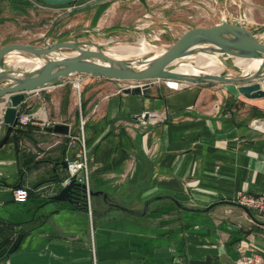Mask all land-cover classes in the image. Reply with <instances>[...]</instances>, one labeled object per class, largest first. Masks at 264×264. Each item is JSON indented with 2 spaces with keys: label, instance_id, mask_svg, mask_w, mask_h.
<instances>
[{
  "label": "crops",
  "instance_id": "crops-1",
  "mask_svg": "<svg viewBox=\"0 0 264 264\" xmlns=\"http://www.w3.org/2000/svg\"><path fill=\"white\" fill-rule=\"evenodd\" d=\"M26 1L37 13L56 12L48 36L76 40L83 33L94 38L116 28L137 34L119 13H130L127 8L136 4L147 10L149 2L158 0H112L86 8L96 0L61 7ZM160 1L167 3L165 9L193 0ZM244 2L251 10L264 9L258 0ZM103 5L107 8L100 11ZM251 24L256 27L250 29L264 28L254 16ZM66 80L27 96L25 108L41 118L36 127L49 121L45 106L58 89L61 110ZM85 82L79 110L71 87L68 112L75 113L77 122L66 123L71 126L69 144L55 134L33 132L18 148L8 143L0 150V222L25 233L20 248L1 264H237L246 246L264 256V216L235 202L239 193L264 199V129L250 125L264 119V99L248 100L230 84L176 90L160 81L148 94L134 96L119 91L112 80L89 76ZM3 107L0 101V117ZM148 112L162 114L164 121L144 123ZM80 119L89 125L83 133L89 140L90 189L99 182H92V176L102 179L97 192L108 194L109 202L103 195L89 197L88 211L56 202L52 213L36 220L62 187L53 180L67 171L55 163L64 154L75 158L80 150L74 140L82 133ZM100 128L103 132L95 137ZM34 157L46 162L30 169ZM105 164L107 171L98 173ZM20 185L31 190L24 203L14 198Z\"/></svg>",
  "mask_w": 264,
  "mask_h": 264
},
{
  "label": "water",
  "instance_id": "water-1",
  "mask_svg": "<svg viewBox=\"0 0 264 264\" xmlns=\"http://www.w3.org/2000/svg\"><path fill=\"white\" fill-rule=\"evenodd\" d=\"M53 6L67 5L88 0H39ZM90 1V0H89ZM112 0H96L83 6L99 5ZM264 28L250 29L245 24L223 21L210 27L192 28L184 32L168 49L157 57L120 59L104 51L102 45L94 40H46L43 45L15 42L3 44L0 40V101H3L1 115L0 150L10 141L15 131L47 132L71 141V126L66 123L45 125L44 127H25L19 124V117L25 107L27 96L46 91L62 84L75 75L115 81L119 91L124 94L142 96L149 93L157 82H177L185 85L230 84L238 87L239 93L248 100L264 99V41L259 34ZM208 53L215 56H228L246 61L261 60L258 69L239 75L199 74L190 75L177 71V64L188 56ZM17 56L19 59L37 62V67L26 71L5 68V59ZM21 68V67H19ZM234 69V68H233ZM131 82L134 85H124ZM46 162V161H42ZM61 166L68 170L65 154ZM65 180V179H64ZM58 193L50 197L36 215V220L47 216L56 209V202L72 205L89 204V197L108 194L88 190L87 185L75 176L70 183L63 185ZM160 199V197H158ZM244 207V206H243ZM247 208V207H246ZM24 234H19L12 244L0 250V264L5 262L21 246Z\"/></svg>",
  "mask_w": 264,
  "mask_h": 264
},
{
  "label": "rangeland",
  "instance_id": "rangeland-1",
  "mask_svg": "<svg viewBox=\"0 0 264 264\" xmlns=\"http://www.w3.org/2000/svg\"><path fill=\"white\" fill-rule=\"evenodd\" d=\"M121 1L127 2L129 0ZM258 1H260L259 4L264 8V0ZM215 4V0H211V4L205 0H193L189 5H177V7L175 5H170L168 8L164 9L162 7L167 5V3L158 0L149 2L147 10L140 9L139 4L131 5V7L127 8L130 13H122L123 15H121L120 12L118 18L130 28V32L135 30L137 34L129 33V35H126L123 33L124 31L116 28L115 33H106L105 35L95 36L94 38H89L86 33H83V36L76 40L94 39L96 42L100 43L103 50L107 52H110L111 50L114 51L116 47L135 46V48H142L141 52H151V54L155 55L160 54L168 49L187 30L198 27H210L222 23L225 20L231 21L230 16L220 15V10H222V12L228 10L233 14L238 13V9L233 7V5L226 0H217V5ZM13 9L7 7L4 2L0 3V19L3 18L5 20L0 22V40L4 45L15 42L43 45L46 40H50L51 42L61 41L48 36L49 31L51 30L50 19L56 12L49 11L45 14L37 13L31 8H22L20 10ZM122 9H124V7L120 8V11ZM242 11L245 12L248 20L252 21V17L254 16V18H258V20L264 24V9L259 8L258 10H251L248 5L246 7L243 5ZM125 15H127L126 18ZM108 18L109 16H106L105 20ZM249 26L250 28H255L256 24H249ZM259 35H261L260 40L264 41V31ZM69 38L70 37H67L62 40L67 41L70 40ZM71 38L74 39V36ZM143 39L145 40V44L142 46L140 41ZM18 59L17 56L5 59L4 67L13 69L14 62ZM217 59V63L224 67L220 72L223 75H239L245 70L242 66L235 63V58L233 57L223 55L218 56ZM185 64L194 65V63H191L190 61H180L177 64V67ZM16 69L20 71L29 70V68L26 67ZM75 78H77V76H74L72 79H67L64 84L68 90L66 89L67 94L65 93L63 96L61 110L58 104L60 101L58 91L60 92L61 90L58 89L57 91L51 92L50 100L45 106L46 112H48V119L51 123L69 122L71 124L77 122L75 113L73 111L71 113L68 112L70 92L72 90L71 87L73 86L72 82ZM87 82H85V80L82 82L80 91L76 88L74 89L78 97L76 105L78 110L80 109L81 103L80 94L84 88L83 83L87 84ZM123 83L128 86L133 84L131 82ZM53 94H55L56 97H53ZM80 120L82 126V119ZM121 201L127 204L124 200Z\"/></svg>",
  "mask_w": 264,
  "mask_h": 264
},
{
  "label": "built area",
  "instance_id": "built-area-1",
  "mask_svg": "<svg viewBox=\"0 0 264 264\" xmlns=\"http://www.w3.org/2000/svg\"><path fill=\"white\" fill-rule=\"evenodd\" d=\"M228 1L233 7H236L238 9L237 14H233L232 12H229L228 10H220V15L224 16H230V22H236L239 24H245L248 26L252 23V21L248 20L247 15L244 11H242L244 1L243 0H226ZM215 5H217V0H215ZM229 21V20H228ZM259 38L261 39V35H259ZM77 78L72 82L73 87L78 89L80 91V88L82 86V82L89 77L88 75L80 74L76 75ZM169 87H172L174 89H180L185 84L177 83V87H173L169 84V82H166ZM134 85V84H132ZM130 86V85H129ZM81 93V92H79ZM145 117H148L147 120L143 118V122H148V119L150 121H164V117L162 114H158L156 112H148L145 113ZM40 115L37 112H32L30 109L25 108L23 109L20 117H19V124L21 126L29 127L31 125L36 126L40 123ZM56 123H51L50 121L46 120L43 126L45 125H54ZM85 124V121L82 120V133L80 136L75 137L74 140H79L80 143V150L77 154V156L73 159H67L68 162V170L66 172V178L64 180V184L66 185L70 183L71 178L77 177L80 182H83L87 185V189L90 190V178H89V170H90V157L86 145V138L83 133V126ZM251 128L253 129H264V119H255L251 122ZM1 132V130H0ZM14 198L15 201L24 203L28 201L29 199V190L25 187H17L14 190ZM235 202L238 203L241 206L247 207L249 209H253L256 212H258L260 215L264 216V199L253 197V196H246L241 193L235 198ZM261 237L264 240V226L261 233ZM237 264H264V256L258 254L255 249L252 246H246L242 247L240 249V257L237 261Z\"/></svg>",
  "mask_w": 264,
  "mask_h": 264
},
{
  "label": "bare ground",
  "instance_id": "bare-ground-1",
  "mask_svg": "<svg viewBox=\"0 0 264 264\" xmlns=\"http://www.w3.org/2000/svg\"><path fill=\"white\" fill-rule=\"evenodd\" d=\"M141 45L143 46L145 43V40H141ZM139 42V44H140ZM142 48H135V46H121V47H116L114 51H108V53L115 57V58H120V59H131V58H141V57H150L151 59L157 57L159 54H151V52L146 53V52H141ZM141 52V53H139ZM217 57L215 55H211L208 53H199L195 56H188L184 58L183 61H190L191 63H194V65L190 64H185L177 68L178 72H182L185 74H190V75H199V74H219L224 67L219 65L217 63ZM235 63L237 65L242 66L247 73L254 72L258 69V67L261 64V60H254L252 62L246 61V60H241V59H236L235 58ZM39 64L37 62H29L28 60H22L21 58L18 59L17 61L14 62V66L17 68L19 67H26V68H32V67H37ZM217 67H216V66ZM219 67V68H218ZM169 84L173 87H177L176 82H169ZM43 113V112H42ZM44 118H46V115L42 114ZM261 249V248H260Z\"/></svg>",
  "mask_w": 264,
  "mask_h": 264
},
{
  "label": "trees",
  "instance_id": "trees-1",
  "mask_svg": "<svg viewBox=\"0 0 264 264\" xmlns=\"http://www.w3.org/2000/svg\"><path fill=\"white\" fill-rule=\"evenodd\" d=\"M2 1H9V3L11 4V7L16 9V10H20L22 8H29L30 7V3L26 0H0V3ZM70 4H67V5H61V6H68ZM61 6H58V7H61ZM107 7L105 5H103L101 7V10L100 11H103L104 9H106ZM5 21L3 18L0 19V22H3ZM107 80V79H106ZM83 105L84 103L82 104V110H83ZM264 115V113H263ZM79 124H80V121H79ZM30 127H36V126H33L31 125ZM88 128H89V125L86 123L84 125V129H85V132L87 133L88 132ZM103 132V129L100 128V129H96L95 130V137L99 136L101 133ZM34 136V133L33 132H29V131H15L9 141V143H14L17 148L19 147V144H20V140L24 139V138H30ZM94 137V138H95ZM89 143V140L88 138L86 137V145H88ZM44 160V159H43ZM36 161L35 157L33 159H31L30 163L31 166L30 169H38L41 164L43 163L42 161ZM105 163V162H104ZM109 170V169H108ZM107 171V167H106V164H105V168H102L98 171V173H102V172H106ZM66 178V174L64 177H60L59 175H57V177L55 178V180H53L54 182H58L59 184L64 181V179ZM93 179H97L99 182H97V184H94V187H92V190L94 192H97V190H99V186H102L104 185V182L101 181L102 179H98L97 178H94L93 176L91 177V181L93 182ZM18 187H23V186H18ZM17 188V187H16ZM29 196H31V190L29 191ZM109 202V200L107 201ZM74 207H77V208H80L82 210H85V211H88L89 210V204L86 203V204H79V205H73ZM24 233L23 230H19L17 231L15 229V227L13 225H4V224H1L0 222V250L10 244L13 243V241L16 239V237L21 234Z\"/></svg>",
  "mask_w": 264,
  "mask_h": 264
}]
</instances>
